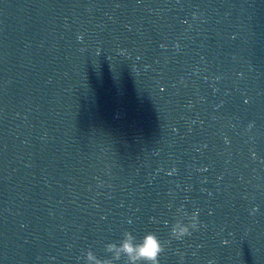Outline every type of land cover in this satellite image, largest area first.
I'll return each instance as SVG.
<instances>
[{
	"label": "water",
	"instance_id": "obj_1",
	"mask_svg": "<svg viewBox=\"0 0 264 264\" xmlns=\"http://www.w3.org/2000/svg\"><path fill=\"white\" fill-rule=\"evenodd\" d=\"M149 231L264 264V0H0V264Z\"/></svg>",
	"mask_w": 264,
	"mask_h": 264
},
{
	"label": "clouds",
	"instance_id": "obj_2",
	"mask_svg": "<svg viewBox=\"0 0 264 264\" xmlns=\"http://www.w3.org/2000/svg\"><path fill=\"white\" fill-rule=\"evenodd\" d=\"M175 231V230H174ZM184 233L182 232L181 235ZM165 245L155 232H147L139 241L131 232H125L120 243H110L107 250L113 254L112 260L100 261L96 264H115L121 257H126L125 264H160V255ZM89 258H96L89 253Z\"/></svg>",
	"mask_w": 264,
	"mask_h": 264
}]
</instances>
